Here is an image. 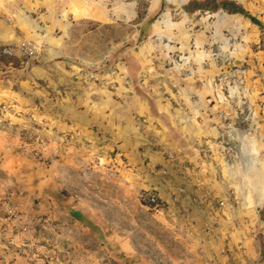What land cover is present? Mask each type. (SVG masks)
<instances>
[{
	"label": "crops",
	"instance_id": "1",
	"mask_svg": "<svg viewBox=\"0 0 264 264\" xmlns=\"http://www.w3.org/2000/svg\"><path fill=\"white\" fill-rule=\"evenodd\" d=\"M84 1L0 0V264H88V240L103 246L105 238L121 237L117 230L105 235L100 222L65 193L71 189L70 173L81 168L86 151L111 161L117 171L124 164L121 171L132 172L140 189L155 193L162 208L141 204L142 211L174 235L185 231L214 238L237 220L247 230L258 226L261 247L246 241L242 254L247 257L240 264H264V127L251 144L247 132L242 136L245 123L239 114L244 106L256 120H264V0ZM225 7L248 12L258 24L228 14ZM167 13L184 26L193 52L184 49L175 59L163 60L172 63L166 70L178 86L175 102L156 97L152 106L129 94V100L88 103L87 90L93 85L122 94L135 91L136 81L146 83L151 59L116 58L111 66L115 70L107 76V68L89 73L95 80L88 81V72L71 54L72 46L85 45L73 37L74 24L112 17L133 22L141 14L139 38L147 37L149 29L154 31L149 36H155L157 18ZM166 23L160 29H170L169 19ZM24 42L44 45L37 60L19 53L2 55V48ZM173 42L178 49L183 46ZM201 49L205 56L199 58ZM241 66L242 105L235 73ZM107 78L113 83L103 85ZM150 89L143 88L147 93ZM2 105L11 108L5 112ZM37 131L46 135L44 144L38 138L28 142ZM225 145L241 147V154L234 150L225 159ZM49 157L50 162L44 160ZM132 212L133 226L136 218L145 221ZM137 228L127 232L125 246L132 264H148L136 257ZM203 243L196 253L214 251Z\"/></svg>",
	"mask_w": 264,
	"mask_h": 264
},
{
	"label": "rangeland",
	"instance_id": "2",
	"mask_svg": "<svg viewBox=\"0 0 264 264\" xmlns=\"http://www.w3.org/2000/svg\"><path fill=\"white\" fill-rule=\"evenodd\" d=\"M95 1L85 0L84 3L93 5ZM90 16L93 17L94 15ZM159 16L158 18L155 16V19L158 20L155 30L157 34L149 36L150 33L154 32L149 29V31L146 30L147 37L140 34L141 39L138 38L136 30V24L142 18L141 14L133 22L122 19L116 20V17H112L103 23L92 19L77 20L79 22H76L73 26V37L85 40V45L72 46L71 54L73 61L88 72V81L90 79H92L91 81L95 80L89 73L101 72L107 68V73H104L107 76L111 73V70H115L111 69V66L116 58L127 61L145 56L151 59V68L146 74V83L142 84V82L136 81L135 91L132 90V92H126L127 94H122L115 92L114 87H101V89H98L97 86L93 85L91 89L87 90L88 103L97 99L109 101L129 100V94L135 99H141L152 106L156 97L166 102H175L173 92L178 86L175 84L173 74L166 70L169 69L172 63L170 64L169 61L165 63L163 60L165 57L169 58V56H171V59H175L177 55L183 54L184 49H188L191 54L193 52L189 48L188 32L185 31L182 24L174 23L177 22V18L171 20L169 13L160 14ZM167 19L172 25H168L170 29H160V25L166 24L167 26ZM170 39H172V43H170ZM173 41H178L183 46L178 49ZM238 50L242 52L241 48ZM260 50H264L263 42L260 43ZM79 53L80 60L78 58ZM196 53L199 58L205 56L203 49L198 50ZM238 68H242V66ZM132 69L136 72L138 67L133 66ZM100 81L101 79L97 80L99 83ZM108 81V85L113 83L107 78L103 79V85ZM144 87H152L151 92L147 93L143 90ZM38 127L42 129V126ZM245 128L243 125L241 129L243 138L247 136L246 131L244 133ZM36 138L39 139L40 144H44L47 140L46 135H43L41 131H37L34 133V137L28 138V142L33 144ZM252 138L254 139L253 135L247 137V141L251 144L256 142L255 140L252 141ZM247 148L250 150L253 149V146ZM241 149V147L237 150L234 148L240 154ZM83 156L85 162L81 164V168L76 167L70 173L71 189L65 193H71L74 204H77L79 208L100 222L98 227L104 229L103 233L105 235L110 231L117 230L121 236L118 240L113 241L105 238L103 246L95 240H88L86 251H84L88 264H132L133 258L125 246L127 243L126 236L128 231L137 226L140 229L137 228L138 233L136 235L139 255H135L140 262L143 261L148 264H240L242 259L247 257L242 254L247 249L245 247L246 241L252 239L256 247H261V243H258L257 246L259 235H261L258 234L259 227H254V231L247 230L239 220L234 223L229 221L225 229L230 230L225 232L223 230L216 231L214 238L204 237V239H201L200 234L194 233L193 236L192 232L185 231L182 236L168 232L165 226L160 224L158 218L146 219L147 215L142 211L141 204L156 209H161L162 204L160 201H158V205L148 202V195L156 196V194L140 189L138 178L132 175V172L121 171L124 169V164L120 165V168L123 167V169L117 171L111 161L99 159V154L95 155L90 151H86V155ZM46 159L50 162L51 158H44V160ZM130 199H139L141 203L137 201L133 204ZM132 211L138 215V219H145V221L138 222L139 220L136 218L135 226H133L130 221L133 216ZM148 213L153 212L149 210ZM205 241L209 243L214 251L212 253H201L200 251L196 253L198 245H204L203 242ZM231 245H234V248ZM263 248L262 243L261 249L264 252ZM71 249L74 252V248Z\"/></svg>",
	"mask_w": 264,
	"mask_h": 264
},
{
	"label": "built area",
	"instance_id": "3",
	"mask_svg": "<svg viewBox=\"0 0 264 264\" xmlns=\"http://www.w3.org/2000/svg\"><path fill=\"white\" fill-rule=\"evenodd\" d=\"M44 45H37L33 42H24L20 47H4L1 49V53L4 56L13 57L17 55L18 53L28 61L31 60H37L40 57L41 50L43 49ZM235 73L238 75L237 77V88L242 91V104H244L245 96L243 94L244 92V69L243 68H237L235 69ZM220 82V81H219ZM218 82V83H219ZM10 106L2 105L1 109L2 111H9ZM239 114L243 116V122L245 123V131L249 135H253L256 138H261L259 135L264 127V120H256L253 113L249 111V109L242 106L239 109ZM241 131V130H240ZM261 140H264L261 138ZM222 155L225 159H228L234 155V148L230 145H225L224 149L222 150ZM159 199L155 195H148V202L150 204H156L158 205ZM224 203H220L222 206Z\"/></svg>",
	"mask_w": 264,
	"mask_h": 264
},
{
	"label": "trees",
	"instance_id": "4",
	"mask_svg": "<svg viewBox=\"0 0 264 264\" xmlns=\"http://www.w3.org/2000/svg\"><path fill=\"white\" fill-rule=\"evenodd\" d=\"M224 10L230 15H232V14H241V15L245 16L246 18H249L250 20H252L253 23L258 24L257 21L246 11L238 12L237 10H234L231 7H225ZM141 38H142V36L140 35L139 39H141ZM72 214H74V211H72Z\"/></svg>",
	"mask_w": 264,
	"mask_h": 264
}]
</instances>
